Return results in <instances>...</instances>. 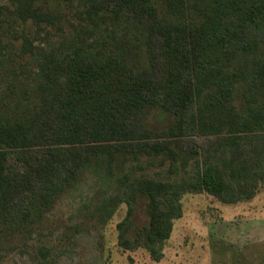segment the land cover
<instances>
[{"label": "trees", "instance_id": "1", "mask_svg": "<svg viewBox=\"0 0 264 264\" xmlns=\"http://www.w3.org/2000/svg\"><path fill=\"white\" fill-rule=\"evenodd\" d=\"M0 1L8 74L0 91L1 226L21 201L22 221L40 217L85 166L173 153L185 128L211 139L196 178L137 182L149 224L136 242L155 260L182 217L183 194L238 203L259 192L264 0H56L55 9L46 0ZM13 39H22L20 61ZM154 109L171 112L174 124L150 128ZM41 146L44 156L30 154ZM41 255L51 257L44 248Z\"/></svg>", "mask_w": 264, "mask_h": 264}, {"label": "rangeland", "instance_id": "2", "mask_svg": "<svg viewBox=\"0 0 264 264\" xmlns=\"http://www.w3.org/2000/svg\"><path fill=\"white\" fill-rule=\"evenodd\" d=\"M44 5L57 7L56 0ZM11 41L20 61L22 39ZM4 67L0 66V91L8 82ZM175 120L171 112L154 109L147 124L161 131ZM210 140L185 128L170 145L173 153L138 158L132 154L128 161L121 155L111 167L85 166L35 220L22 221L27 203L21 201L10 215L9 227L0 225V264H264V182L254 198L238 203H225L207 192L183 194L182 217L173 221L160 260L136 242V234L149 224L148 199L138 190V179H195L197 161H204ZM46 153V146L30 152L37 157ZM12 163L22 170L20 163ZM43 248L51 257H42Z\"/></svg>", "mask_w": 264, "mask_h": 264}]
</instances>
